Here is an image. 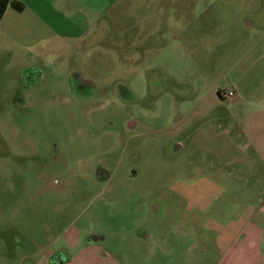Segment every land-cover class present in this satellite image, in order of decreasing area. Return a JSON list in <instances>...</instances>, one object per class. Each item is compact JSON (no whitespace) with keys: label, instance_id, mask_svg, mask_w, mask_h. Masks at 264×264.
<instances>
[{"label":"rangeland","instance_id":"1","mask_svg":"<svg viewBox=\"0 0 264 264\" xmlns=\"http://www.w3.org/2000/svg\"><path fill=\"white\" fill-rule=\"evenodd\" d=\"M19 1L0 25V264L207 259L235 183L264 182V0ZM201 177L222 187L172 186Z\"/></svg>","mask_w":264,"mask_h":264},{"label":"crops","instance_id":"2","mask_svg":"<svg viewBox=\"0 0 264 264\" xmlns=\"http://www.w3.org/2000/svg\"><path fill=\"white\" fill-rule=\"evenodd\" d=\"M51 4L53 10L58 12L63 11V13L72 12L74 10L81 12L82 9H86L84 0H53ZM15 5L17 10H23L21 1L15 0ZM92 11L95 12L92 18L88 20L89 22H93V20L100 18L98 13H102L100 9H93ZM245 23L251 25L253 19L248 16L245 18ZM233 100V105L239 103L238 100ZM218 103L224 105L225 102L220 99ZM233 118L236 119L237 117L235 118L233 116ZM210 166L212 165H208L209 168ZM196 171L198 170L196 169ZM261 178H256L253 182L244 180L243 182L235 183V186L243 191L242 197L238 196L235 197V201L233 200L234 205L235 203L240 205V211L237 212L236 210L235 214L226 215L227 222L223 225L218 223V218H212V226L208 229V233L212 234V238L210 239L211 245L206 247L207 255L205 257H207V259H204V254H202L197 259H188L175 264H264V182ZM205 183L208 188L210 187L212 189L222 187L220 183L208 177L198 178L194 180L193 183H187L182 178H178L174 181L172 186L180 189H193L204 187ZM195 198V196L191 195L185 197L183 200L186 201V203H190L192 207L194 205L198 210L202 209L201 206H197L199 205L197 201L198 198ZM77 234L80 237L81 234ZM186 234H188L187 236L198 235L197 232L192 233L191 231H187ZM91 239L93 240L92 243L82 249H79L77 247L78 245H74V251L78 253L83 251L87 252L94 248L101 250V247L95 244L97 240L95 238ZM72 263L73 261L68 260L63 252H49L42 259L36 260L30 264Z\"/></svg>","mask_w":264,"mask_h":264},{"label":"flooded vegetation","instance_id":"3","mask_svg":"<svg viewBox=\"0 0 264 264\" xmlns=\"http://www.w3.org/2000/svg\"><path fill=\"white\" fill-rule=\"evenodd\" d=\"M9 8H16L14 0H0V25ZM77 79L78 80L76 86L73 84H69L68 91H70L73 98L85 100L88 98V89H90V87L92 86V82L89 80H85L80 76H78Z\"/></svg>","mask_w":264,"mask_h":264},{"label":"built area","instance_id":"4","mask_svg":"<svg viewBox=\"0 0 264 264\" xmlns=\"http://www.w3.org/2000/svg\"><path fill=\"white\" fill-rule=\"evenodd\" d=\"M233 95H234V94H233L232 92H229V91H228V92H226V95H225V96H226V97H232ZM223 97H224V96H223Z\"/></svg>","mask_w":264,"mask_h":264}]
</instances>
